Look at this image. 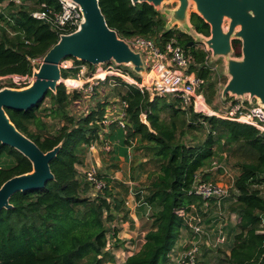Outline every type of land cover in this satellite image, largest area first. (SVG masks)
Wrapping results in <instances>:
<instances>
[{
  "label": "trees",
  "instance_id": "trees-1",
  "mask_svg": "<svg viewBox=\"0 0 264 264\" xmlns=\"http://www.w3.org/2000/svg\"><path fill=\"white\" fill-rule=\"evenodd\" d=\"M4 1L0 0V4ZM37 2L58 8L57 0ZM99 2L108 25L119 37L127 39L143 35L160 43L175 36L193 56L199 73L208 74L206 51L198 49L197 42L189 45L193 37L187 33L167 28L164 14L154 5L148 2L134 4L132 0ZM34 9L24 1L16 4L8 0L0 13V19L12 23L21 33L15 40L0 34V77L33 76L36 67L33 60L43 58L58 42L59 36L50 25L32 16ZM191 20L197 32L210 35V25L199 14L192 12ZM232 45L234 54L240 57L242 41L234 39ZM73 74L74 70H62L65 78ZM134 77L139 83L142 81L140 75L134 74ZM75 81L69 79L67 82L73 84ZM118 82L126 88L124 93L118 94L129 103L125 143L140 136L149 144L145 148L159 165V173L150 183L149 193L142 197L143 202L155 208L153 226L146 233L141 249L128 256L124 264H168L182 230L189 229L187 214L193 206L199 207L203 203L193 192L195 175L212 162L217 152L214 148L222 140L230 151L240 144L237 149L250 155L252 160L237 164L240 171L234 178L237 194L233 210L239 216L235 225L238 231L230 254L221 259L220 264H264V132L248 123L207 116L191 108L188 129L206 127L208 134L204 142L187 145L177 132L176 118L186 114L177 99L167 101L165 97L156 96L151 100L147 90L143 92L121 79ZM46 97L52 98V106L45 109L50 111L49 115L66 121L56 131H48L39 114L44 99L29 110L7 109L16 127L44 152L59 144L61 148L51 161L55 178L43 188L16 192L10 199L12 207L1 211L0 264H103L110 237H115L118 232L114 221L127 219L128 211L122 207L124 201L117 197L113 177L103 176L100 172L107 185L96 190L85 177L82 178L79 170L88 147L99 138L101 119L98 114L102 118L105 116L106 103H98L97 110L77 120L68 115L67 107L71 99L81 98L78 91L68 93L61 83L55 92L48 91ZM164 110L170 112V122L161 118ZM143 112L147 123L141 119ZM1 153L12 157L14 164L8 168L0 167V187L16 175L32 171V162L18 150L0 143ZM137 197L140 198V194Z\"/></svg>",
  "mask_w": 264,
  "mask_h": 264
},
{
  "label": "water",
  "instance_id": "water-1",
  "mask_svg": "<svg viewBox=\"0 0 264 264\" xmlns=\"http://www.w3.org/2000/svg\"><path fill=\"white\" fill-rule=\"evenodd\" d=\"M81 7L83 21L77 30L62 34L42 58L39 68H34L33 81L23 88L0 89V143L8 145L26 156L33 165L31 172L16 175L0 187V213L12 207L11 197L19 191L43 188L55 178L51 161L57 156L61 144L44 152L35 141L21 132L11 121L7 109L29 110L45 99L48 91H56L62 83L61 62L73 57L93 65L114 61L128 64L137 74L147 71L142 53L133 49L129 42L119 37L111 28L100 7L99 0H74ZM176 1V8L161 11L164 2ZM134 4L148 2L168 17L167 28L172 23L191 25L188 8L191 4L210 25V35L197 32V41L211 51V61L233 53L232 41H242L240 59L229 58L225 74L227 83L222 87L223 100L228 97L254 98L264 106V0H132ZM183 32L187 33V30ZM182 30V29H180ZM189 34V33H187ZM191 36V35H190ZM98 166L100 153L92 148Z\"/></svg>",
  "mask_w": 264,
  "mask_h": 264
},
{
  "label": "built area",
  "instance_id": "built-area-1",
  "mask_svg": "<svg viewBox=\"0 0 264 264\" xmlns=\"http://www.w3.org/2000/svg\"><path fill=\"white\" fill-rule=\"evenodd\" d=\"M16 4H22L24 0H12ZM58 8L49 7L45 2L40 3L36 9L32 11V16L38 20H42L49 24L51 29L55 31L59 38L62 34H68L77 30L80 23L83 21V13L79 4L74 0H57ZM130 43L131 47L142 53L146 63L147 71L159 72L152 78L151 84L146 81L140 83L132 76L129 69L130 65L118 64L114 61L105 62L100 65H93L85 61L78 60L73 57H68L61 62L62 70H74V74L67 78H62V83L65 85L67 92L71 93L77 90L81 94V98L87 101L92 95H95L97 89L108 82V78L115 77V80L122 81L138 86L141 91L147 90L149 94L155 93L159 96L170 95L173 99H177L180 107L184 110L193 109L194 112H200L207 116H217L220 118L230 119L234 121L244 122L257 127L264 132V106L257 103L254 98L252 101L248 97L236 98L228 97L224 109L216 110L207 102L204 96V89L210 82L216 84V89H222L220 77L213 74L208 77L211 70L215 68L210 65L211 51L206 46L203 48L206 51L205 67L208 69L206 76L201 75L199 70L193 69L194 66L199 67L194 63L193 56L180 43L177 37H172L164 42H157L154 38L143 35H136L130 39H125ZM42 58L34 59L35 64ZM131 67V66H130ZM212 74V73H211ZM14 82L24 80L25 85L30 83V77L20 76L16 74L7 75ZM3 77V76H2ZM5 77V76H4ZM69 79L78 81L77 85H70ZM29 81V82H28ZM222 92V91H221ZM220 99L223 100L220 95ZM129 103L127 100H115L111 105L110 115L103 117L101 121L102 128L99 131V140L93 141L89 146L90 152L96 147V141L103 143V150L111 152L113 145L107 138V134L111 132L112 125L116 124L118 128H127V108ZM141 119L147 123L146 113L141 114ZM105 127V128H104ZM104 129V131H103ZM96 190H102L106 187L107 182L100 174V170L96 165H91L84 174ZM133 186L134 183L130 182ZM193 192L200 196L204 205L208 208L211 201H215L217 206L222 211V202L230 194V188L214 181L204 180L199 173L195 175V184ZM195 211V212H194ZM188 227L191 230V237L183 240V249L174 256L170 254L172 260L177 264H198V257L201 254V240L205 238L203 245L207 244L210 247H216L227 240L223 232L224 226L227 225L225 219L218 225V231L214 240L210 239V233L203 229V218L199 212H196V207L187 214ZM232 218L236 219L237 215L232 214ZM223 218V217H222ZM127 257L122 262L125 263Z\"/></svg>",
  "mask_w": 264,
  "mask_h": 264
},
{
  "label": "rangeland",
  "instance_id": "rangeland-1",
  "mask_svg": "<svg viewBox=\"0 0 264 264\" xmlns=\"http://www.w3.org/2000/svg\"><path fill=\"white\" fill-rule=\"evenodd\" d=\"M7 3H8V0H5L4 2H2L0 4V13L4 11ZM24 4L28 5V7H33V8L34 7L37 8V6H38L37 0H24ZM177 6H178V2H176V1H170V2L166 1L163 3L162 6L159 7V9H161V11H167L168 9L176 8ZM196 11H197L196 7L193 4H191L188 8V17H189L188 20H189L190 25H191L190 29H186V26H187L186 24L181 25V28H180L179 24H177L176 22L170 24L169 26H172V28H177L179 30L182 29L181 31H183V30L185 31V29H186L187 33H189L187 35H191L193 37V39L197 41L196 31L194 30L195 24L191 20V13L196 12ZM164 17L166 19V23L168 24V20H169L168 17H166L165 14H164ZM1 33L5 34L8 38H10L12 40L17 39L21 35L18 28H16L12 23H9L7 20H4V19H0V34ZM206 37H209V36H206ZM200 41L197 42L198 49L205 48V44L200 42ZM229 58L240 59L241 57L236 56L233 52L229 56L219 57V58L213 60L212 62H210V65L212 67H214L215 69L211 70L209 72L210 74L208 75V77L209 78L212 77L213 74H215L217 76L219 73L220 76L222 75L221 76V82H222L223 86L225 85V83H227L228 78H229L227 75L223 76V74L226 71V64H227V60ZM42 60L43 59L38 60V62L35 63L36 70L39 68V65H40ZM129 69H130L133 77H134V74L137 75V73L133 70L132 67L129 66ZM193 69H196L198 71L196 66H194ZM148 73H149V71H146L144 74H140L142 81L145 82V74H148ZM134 79L136 81L135 77H134ZM32 81H33V76L31 77L29 84H31ZM29 84L25 85L24 80H20L17 83L16 82L13 83V80L9 76L0 77V87H3V88L4 87L23 88L25 86H28ZM77 84H78V81H75V82H73V84H70V85H77ZM102 87L97 89L96 94L92 95L91 97L93 98V97L99 96V95L106 96V97H103V100L105 101L106 104H108V105L110 104L109 107H111V105L114 103L115 100L121 99V96L118 94V92L121 91V93H124L126 90V88L122 84H120L119 82H117V80H115V77L108 78V82L103 84ZM221 88H222V86H221ZM221 91H222V89H219V88L216 89L214 82H210L208 84V86H206L204 89V96H206L207 102L209 104H211V106L216 110L224 109V107L226 106V103H227V100H221L220 99ZM149 95H150L151 100H153L156 96H159V95H155V93H153V95L150 93ZM162 97H165V99L167 101H172V99H173L170 95L162 96ZM90 98L87 101L83 100L82 98H79L77 100L71 99L70 104L67 107L68 115L75 117V119L78 120V119L84 117L85 114H87V113H89L95 109L97 110L98 101L92 100V102H91ZM108 99H110L111 102L108 101ZM51 106H52V98L46 97L44 99V102L40 106L39 114H40V116H42L43 121L46 123V125H47L46 128L48 129V131H56L63 124H65L66 121L63 118L53 117V116L49 115L50 111L45 110V109L49 108ZM169 113L170 112L167 110L162 111L161 112V118L166 120L167 122H170L168 120ZM185 113L186 114H184V113L180 114V116L178 118H176V122H177V126H178V131H177L178 136L181 137L187 145H193V144H198V143L204 142L205 139L207 138V134H208L207 128L206 127H204V128L199 127L196 129H188L187 124L190 123L192 117H191V112L189 109L186 110ZM98 117H99V119H101V121L103 120L101 115L98 114ZM32 128L34 129L35 127L33 126ZM101 128H102V125H101ZM103 131H104V129H103ZM183 131L185 132L184 135L181 134ZM107 138L110 140V142L113 145L112 151L107 152L106 150H103V143H101L100 141H96V143H95L97 145L96 148H99L101 151V154H102V159H101V163H100L101 166L97 165L96 160L93 156V153L90 152L89 147H88V150L84 154L83 166H81L80 170H79L80 175L82 176V178L85 177L84 176L85 171L91 165H96L103 176L104 175L105 176L111 175V177H112L118 171H120V173L124 175V178L126 180H132V181L137 183V185L134 186L133 189H134V191L139 192L138 194H140V199L143 201L142 197L145 198V196L149 193L150 183L152 182V180H154L156 178V176L159 173V165L157 164V161L155 162L153 160V158L151 157V153L149 151H147V149L145 148L149 144L142 141L140 136L136 135V136L131 138V140L128 144H133V148H132V153H131V163L129 165L130 168H128V165L120 166L119 162H116L114 160V158H112V157H118V156H126L127 157L129 154L128 147L126 146V143H125V132H124V130L121 128H118L116 126V124H114L111 127V132L109 134H107ZM223 143H224V140H222L221 144H219V145L216 144L214 149L217 152H216L215 156L213 157L212 162L209 163L208 166H206L205 168H201L197 172V173H202V175L203 174L207 175L206 177L204 175L201 176L202 179L209 180V181H214V180L218 179L220 174L223 172V167L227 168L228 170H230L233 173V176H234L233 179H234L235 176L240 171L237 164L241 161H244V160H246V161L252 160V157L250 155L244 154L242 151L237 149L238 145H240V144L235 145L233 147V149L230 151L228 146L224 145L225 143L224 144ZM83 147L86 148L85 146H83ZM13 164H14V159L12 157H10L7 153H1L0 154V167L1 168H8V167L12 166ZM113 179H114L113 181H114V185H115L114 190L118 193L117 197L124 201L122 207H124L123 209H125L127 211L128 205H127L126 201H127V196L129 193L130 185L127 184V182L126 183L122 182L120 179H116V178H113ZM233 184H234V182H233ZM110 186H112V184ZM229 188H230V194L228 196V199L226 198V200H228L229 202L232 201L231 202L232 209L230 208L231 204H229L227 206V209L222 214L223 215L222 217H224V219H228V221H227L228 225L224 226V229H223V232L226 235L227 240L225 243H222L216 247H210L207 244L203 245V243L206 239L202 238V240H201V254L198 257V264H220L221 259L225 258L226 255H228L227 251H230V248L234 243L235 234L237 233L238 229L237 230L235 229V225L233 223L236 221H239L238 213H236L237 211L235 212V210H233L234 205H236L235 199H236L237 192L234 189L233 185H232V187H229ZM263 192H264V189H263ZM154 210H155V208H153V207L149 208L148 213H147L148 215H144V217L142 218V222L140 223L139 230H138V232L139 231H141V232H139V234H137L136 238L133 239L135 242L134 252H136V250L138 251L141 248V244H142L143 240H145V237L143 236L142 231H149L153 226ZM232 214H236L237 218L236 219L232 218L231 217ZM121 223L122 222L120 220L114 221V224H117V225L118 224L120 225ZM202 227H203V229H205L206 231H208L210 233V239L214 240L216 235H214L215 231H213V232L211 231V228L214 229L215 227L217 228V226L213 225V224L212 225H210V224L205 225V222L204 223L202 222ZM262 228H264V222L262 223ZM131 229H132V227H131ZM131 229H128V232L132 234V232L130 231ZM182 233L183 234L191 233V230L188 229V231H186V232L182 231ZM183 240H181V246L184 244V242H182ZM171 259H172V257H171Z\"/></svg>",
  "mask_w": 264,
  "mask_h": 264
},
{
  "label": "crops",
  "instance_id": "crops-1",
  "mask_svg": "<svg viewBox=\"0 0 264 264\" xmlns=\"http://www.w3.org/2000/svg\"><path fill=\"white\" fill-rule=\"evenodd\" d=\"M40 5V4H38ZM203 49V48H202ZM227 74H223V76H226ZM220 77V83L222 85L221 82V76L218 73V75ZM228 76V75H227ZM226 84V83H225ZM216 87V84H215ZM223 87V85H222ZM103 88V87H102ZM103 95H99V96H95V97H91L90 101L92 102V100H97L98 103H105V101L103 100ZM108 101L111 102L110 99H108ZM110 104H106L105 106V116L110 115L112 112L110 111L109 108ZM104 116V117H105ZM126 146L128 147V156H118V157H112L114 158V160L116 162H119L120 166H125L128 165V168H130V163H131V153H132V148H133V144H126ZM99 153H100V159H102V154L99 148H97ZM205 168V167H204ZM213 169V168H212ZM222 170V169H221ZM111 176V175H110ZM113 178L116 179H120L122 182L129 184L130 182H133L134 185L129 187V193L127 196V205H128V218L127 219H122L121 220V224L117 225L118 228V232L117 235L115 237L111 236L110 237V247L107 250V255L105 256V261L103 264H124V263H119L122 262L123 259H125L126 257L134 254V250H135V242H134V238H136L137 234H139V225L142 222V218L144 217V215H148V210L149 208H151V206L145 202H143L140 198L137 197V193H139L138 191H134V186L137 185L136 182L132 181V180H126L124 178V175L120 173V171H118L114 176H112ZM233 173L228 170L227 168L223 167V172L220 174L219 178L214 180L216 183L227 186V187H232L234 179H233ZM213 180V179H212ZM228 199V197H227ZM236 200V199H235ZM232 201H228L226 200V198L223 200L222 202V211L220 212L219 207L217 206V203L215 201H211L209 207L207 208L204 203L201 204V206L196 207V212H199L203 218V223L205 222V225H216L217 228L215 227L214 229H212L211 227V231H215L214 235L217 234L218 231V225H220V223H222L225 219L224 217L222 218V214L224 213V211L227 209V206L229 204H231ZM232 205V204H231ZM230 205V208H231ZM195 212V211H194ZM205 220V221H204ZM228 220V219H227ZM238 221L234 222L233 224L236 225ZM228 225V222H227ZM231 225V224H230ZM233 226V225H232ZM132 227V229H131ZM128 229H131L130 231L132 232L129 233ZM182 231H188V229H183ZM148 231H142L143 236L145 237L146 233ZM191 233H187V234H183L181 233L180 235V239L177 240L175 246H174V250H173V254L174 256L177 255L182 249L183 246H181V240H183L184 238L187 237H191ZM145 240H143L142 245L144 244ZM183 242V241H182ZM141 249V248H140ZM139 249V250H140ZM138 250V251H139ZM137 252V250H136ZM228 254H230V251H227ZM101 257V256H100ZM176 260V258H175ZM175 260H172L170 257V260L168 262V264H177Z\"/></svg>",
  "mask_w": 264,
  "mask_h": 264
},
{
  "label": "bare ground",
  "instance_id": "bare-ground-1",
  "mask_svg": "<svg viewBox=\"0 0 264 264\" xmlns=\"http://www.w3.org/2000/svg\"><path fill=\"white\" fill-rule=\"evenodd\" d=\"M156 73L160 74L159 72H149L148 74H145V81L149 84H151L152 78L156 75Z\"/></svg>",
  "mask_w": 264,
  "mask_h": 264
}]
</instances>
